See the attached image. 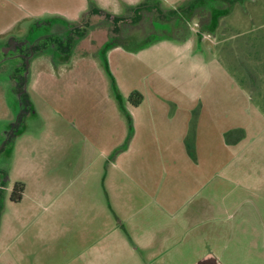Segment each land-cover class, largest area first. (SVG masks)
<instances>
[{"label":"crops","instance_id":"crops-1","mask_svg":"<svg viewBox=\"0 0 264 264\" xmlns=\"http://www.w3.org/2000/svg\"><path fill=\"white\" fill-rule=\"evenodd\" d=\"M141 1L0 0V47L23 45L18 55L27 61L31 105L13 124L17 93L0 79V157L7 163L0 166V201L22 203L29 214L38 206L31 220L51 214L45 220H56L54 231L79 221L72 229L79 246H71L61 230L53 247L43 250L41 264H165L190 236L192 246L220 249L221 235L231 232L233 238L242 224H255V204L241 191L255 193L256 183L233 178L249 124L226 125L219 95L205 86L158 78L161 62L151 73L158 54L146 48L153 47L118 45L100 55L106 38L82 36L80 29L91 24L82 17L91 6L122 15ZM160 1L172 7L179 0ZM43 26L45 34L35 40L49 38L46 49L33 52L30 46L26 55L24 48L35 40L25 38ZM55 38L70 40V48L50 46ZM177 42L183 43L179 59L197 56L191 38ZM143 66L150 67L149 76L138 69ZM134 91L143 97L137 105L127 100ZM124 110L132 135L112 156L129 133ZM13 130L9 148L1 150ZM2 172L8 182L12 176L24 183L18 202L10 199L15 182L2 184Z\"/></svg>","mask_w":264,"mask_h":264},{"label":"rangeland","instance_id":"rangeland-1","mask_svg":"<svg viewBox=\"0 0 264 264\" xmlns=\"http://www.w3.org/2000/svg\"><path fill=\"white\" fill-rule=\"evenodd\" d=\"M182 2L183 0H179L172 6H177ZM227 4L229 5L225 3V6ZM144 14L148 15L147 18L133 25L129 21L115 23L103 13L95 14V16L91 14V19L90 15L87 17L91 22L90 25L88 24L89 29L82 28L80 32L84 31L85 34L82 33V36L91 35L94 42L100 40L102 42L108 36L109 38L114 37L128 48H136L144 39H146L145 42H149L169 32V26L164 28L166 31L164 32L161 22L153 21L154 31L150 33L151 35L146 34L153 28L151 13ZM218 15L217 13L214 15L211 24H207V17L203 18L202 26L200 20L193 19L192 16L189 24L185 23L180 27L181 30L172 26L171 37L166 35L156 40L155 44L148 45L153 48H146L151 49L147 51L158 54L155 60H151L150 72L153 73L155 65L158 68L161 62L162 67L156 71L158 78L171 77L172 84L177 86H205L204 89L210 95H219L225 112L223 119L226 125L229 120L233 124L250 125L247 129L248 135L242 142V148L246 149L234 161L236 168L233 178H237L242 184L248 181L256 183L255 193H250L248 189L242 191L239 189L241 195H250L255 204V224L252 229L248 227L246 229L247 225L242 224L239 236L233 238L231 232L221 235L222 248L220 249H211L208 243L203 249L199 244L192 246L190 236L188 245H183L178 251H173L172 259L166 261L165 264H210L212 261H215V264H264V0L238 2L228 13L216 19ZM85 19L86 17L82 18V20ZM134 27L146 29L144 32L146 37L142 32H136L137 29ZM45 30H47L45 26L35 27L25 39L32 42L41 34H45ZM132 30L135 32L132 33ZM127 31L130 33L121 35ZM185 33L186 38H191L193 53L197 55L192 59H187V57L179 59L177 56L183 47V43L178 44L177 41L184 40ZM172 36L179 37V40H175L178 38L172 39ZM164 40H172V45ZM22 47L23 45L17 48L0 47L2 83H11L9 75H17L15 73L17 71L11 66L14 60L23 62L18 55L22 53ZM102 54L103 51L100 50V55ZM149 68L143 66L138 69H143L145 76H149L145 73V71L149 72ZM18 70V74L26 77L27 83V63L25 68L21 66ZM136 77L137 75L132 78ZM148 81L149 77H146L144 83H150ZM16 103L13 124L18 121V114L21 112L20 102L17 100ZM77 113L80 112L77 111ZM3 157H0L1 168L7 165L6 163L3 166ZM226 174L229 173L226 172ZM9 178L8 184L16 181L12 176ZM0 189V195L3 196L4 187L1 186ZM234 194L235 192L231 193L233 196ZM0 203V264H41L44 262L43 250L47 246L53 247L61 230H63L61 236H67L71 246H79L75 239L76 234L72 230L77 227L79 221L75 220L73 222L75 226L72 223L70 230L54 231L53 228H58L56 220H45L50 219L51 214L45 215V219L41 216V218L31 220L33 215L40 213L38 206H35L29 214L25 213L27 208L25 209L26 205L22 203L15 205L8 201L6 203L0 201ZM27 221H31L33 225L27 226ZM42 228H47L46 231L49 232L42 234ZM227 228L230 229V227Z\"/></svg>","mask_w":264,"mask_h":264},{"label":"trees","instance_id":"trees-1","mask_svg":"<svg viewBox=\"0 0 264 264\" xmlns=\"http://www.w3.org/2000/svg\"><path fill=\"white\" fill-rule=\"evenodd\" d=\"M246 0H184L181 4L177 5V6H164V4L160 1V0H143L139 3H137L136 5H132L130 7H128V9L122 14V15H114L112 13H108L96 6H91L90 10L82 17H86V21H89L87 19V17L91 14H101L103 13L104 15H107V17L111 18V20L115 23H118L119 21L126 23L127 21H129L130 23L136 24L138 22H140L142 19H146L147 18V14L144 13H151V26L153 28V30L147 31L146 34L151 35L150 33H152L154 31V22L159 21L161 22V25L163 26L162 30L165 31V27L169 26V32L165 33L161 36H158L156 39H152L149 42H145L144 39L143 42L141 43L140 46L136 47V48H128L125 45H123L122 43H119L117 41V38L114 37H110L108 36V38L106 39V41L102 44V51L103 53H105L107 50H109L112 47L115 46H124L127 49L130 50H139L141 48H144L152 43H154L156 40L158 39H162L164 38V36L168 35L169 37H171V32L173 30L172 26H174V28H176L177 30H181V26H184L185 23L190 22V20L192 19H198L200 20V25L202 26L204 23L203 21H201L203 18L205 19L207 17V24H211L213 22L214 19V15L217 13L219 14L218 16H216V19L219 16H223V14H226L229 12V10H231L233 8V6L235 4L239 3H243ZM225 3H229V5L227 4L225 6ZM126 21V22H125ZM154 21V22H153ZM123 23V24H124ZM173 24V25H172ZM133 28V27H132ZM136 28V32H142L143 36L144 32L146 29H142L141 27H134ZM188 30V28H187ZM135 31L132 30V33H134ZM121 33V31H120ZM130 32L127 31L126 33L123 32L121 35L124 34H129ZM70 34V33H69ZM147 35V36H148ZM146 37V36H145ZM178 38V39H175ZM186 38V33L184 35V39ZM172 39L175 40H179V37H175L172 36ZM49 41V38H46L44 40L39 39V40H35L34 42L30 43L31 47H32V51L33 52H40L42 50H45L47 47V42ZM63 39L62 38H55L54 43L51 42L49 45L52 46H56L57 50L59 49L60 51L62 50L63 52L67 51V49L70 48L71 44H70V40H67V42L65 44H63ZM117 41V42H115ZM180 41V40H179ZM26 49V55H29L31 53L30 49ZM26 57V56H25ZM26 59H23V62L21 61H16L14 60L13 65L11 66L12 69L16 70L17 72H15L17 75L10 74L9 77L11 78V84H13L14 90L17 93V100L20 102L21 106V112L18 114V122H21L22 118L24 117L25 113L30 109L31 105H30V100L28 97V94L26 92V77L23 74H18L19 73V68L21 66H23L25 68L27 61ZM13 71V70H12ZM18 77V78H17ZM117 91H115L116 93ZM118 95V93H117ZM116 95V96H117ZM142 94L134 91L132 93H130L128 95V102H130L133 105H137L142 101ZM118 99L120 100L121 103V98H119L118 95ZM122 104H120L121 106ZM123 108V106H122ZM124 114L128 123V129H129V133L128 136L125 140V142L118 148H116L114 150V152L112 153V156H114L116 153H118L119 151L125 149L128 145V142L131 138L132 135V121H131V116L128 112H126L124 110ZM15 131L10 132L9 134H7L6 139H4V145L2 146L1 150H5L9 148V145L12 142V136L14 134ZM2 184H6L8 182L7 180V176L3 177L5 172H2ZM24 192V183L21 181H17L14 183V185L12 186L11 189V193H10V199L13 202H18L21 197L22 194Z\"/></svg>","mask_w":264,"mask_h":264},{"label":"flooded vegetation","instance_id":"flooded-vegetation-1","mask_svg":"<svg viewBox=\"0 0 264 264\" xmlns=\"http://www.w3.org/2000/svg\"><path fill=\"white\" fill-rule=\"evenodd\" d=\"M31 45H26L24 49H29ZM23 51V50H22Z\"/></svg>","mask_w":264,"mask_h":264}]
</instances>
